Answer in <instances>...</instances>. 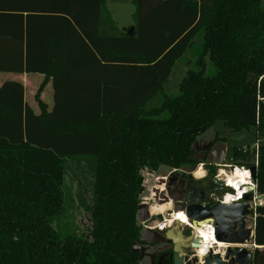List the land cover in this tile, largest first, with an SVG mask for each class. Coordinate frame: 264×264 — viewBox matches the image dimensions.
Masks as SVG:
<instances>
[{"label":"trees","instance_id":"trees-1","mask_svg":"<svg viewBox=\"0 0 264 264\" xmlns=\"http://www.w3.org/2000/svg\"><path fill=\"white\" fill-rule=\"evenodd\" d=\"M133 2L131 37L105 0H0V72L44 74L54 89L50 112L40 100L45 83L39 89L36 115L22 83L0 87V264H142L132 248L144 175L195 170L188 159L219 121L260 143L257 167L250 148L234 147L230 158L255 169L264 196V0ZM58 20L69 34L54 30ZM191 51L195 60L169 95L174 68ZM87 53L109 65L107 79L73 69L75 55ZM79 162L88 170L76 184L90 199L65 191ZM76 205L88 213L86 230L71 219ZM255 214L252 264H264V205Z\"/></svg>","mask_w":264,"mask_h":264},{"label":"water","instance_id":"water-1","mask_svg":"<svg viewBox=\"0 0 264 264\" xmlns=\"http://www.w3.org/2000/svg\"><path fill=\"white\" fill-rule=\"evenodd\" d=\"M134 34V29H129L128 35L132 37ZM194 150L198 152L196 145ZM226 158L225 143L221 141L210 143L188 159L189 162L203 164L207 172L204 179H195L194 172L172 170L152 189L154 204L170 208L165 215L159 216L161 224L168 225L172 218L178 220V214L182 213L197 229L213 226L216 242L223 244L222 247L213 242L207 247L206 255L201 257L199 252L204 244L199 241L202 238L194 237L192 231L189 236H185L182 221H176L166 229H160L159 226L154 229L145 228L138 242L164 246L156 251V255L168 257L170 264H252L253 251L248 250V247L251 241L254 242L255 233L253 229L247 228V221L254 216L251 207L253 199L247 194L243 196L241 202L230 203L222 197L227 193H234V190L226 188L220 179L215 178V174H212L211 180L208 178L210 169L207 167H222ZM251 173L254 178V168L251 169ZM247 190L253 192L255 189L247 187ZM152 220L150 205L140 204L137 214L139 225L142 227ZM139 243L134 244L132 250L140 253L141 261L145 257L153 260L154 258L147 255ZM162 258L159 260L160 263Z\"/></svg>","mask_w":264,"mask_h":264},{"label":"rangeland","instance_id":"rangeland-1","mask_svg":"<svg viewBox=\"0 0 264 264\" xmlns=\"http://www.w3.org/2000/svg\"><path fill=\"white\" fill-rule=\"evenodd\" d=\"M105 2H106V6L108 7L110 13H112V15L117 20L119 19L120 21H122L123 24H125V26L127 27L129 26L128 28L130 29L131 27H133V25H135L134 14L136 12V6L133 0H105ZM197 44L198 42L195 44V46H197ZM195 46L193 49L197 48ZM194 60L195 59L191 51L187 54L184 60H181L180 62L176 64L174 71L168 82V85L166 87V92L169 95H173L177 93L178 85L181 82V79L183 78L186 70L188 69L190 65L189 63L194 62ZM3 77H4V74L0 73V79ZM158 104H159V99L154 100L152 102V106H157ZM217 137L222 139L227 146V158L224 164H227L229 162V159H230V156L232 154L234 147H241V148L250 147V149H252L255 146V142H256V138L252 131L245 130V131H240V132H232L224 126L223 122L219 121L208 132H206L205 134L199 137L198 144L203 143L206 140L214 139ZM200 165L201 163L197 165V167ZM70 168H71V172L68 174V176L65 177V186H64L65 191L70 193L73 197L77 196V194L81 192L84 196L90 199L89 191L87 189L79 188L78 184H76L77 179L75 177V175H77L79 170H83V171L88 170L87 164L85 162H79L76 164L72 163L70 165ZM168 170L170 171V169L162 168V170L160 171L163 172V171H168ZM146 175L147 174H145L144 176L146 177ZM151 186L150 184L149 186L147 185L148 188H147V191H145L147 193L146 194L147 197L151 196V194H149V189ZM75 200H77V197H75ZM146 202L150 204L151 206L150 210H152L154 208L153 204H151L149 200H147ZM259 202H263L264 204V196L260 197ZM141 203L143 202L141 201ZM69 214L71 215V219L74 222L76 228L86 230L85 228H87L88 225L90 224V220H89L88 213L84 211L83 208H79L76 205L73 208H69ZM155 222L156 220L151 222V224H149L148 226L153 228ZM251 223L252 222L250 221V224ZM142 263L148 264L147 260H144V261L142 260Z\"/></svg>","mask_w":264,"mask_h":264},{"label":"crops","instance_id":"crops-1","mask_svg":"<svg viewBox=\"0 0 264 264\" xmlns=\"http://www.w3.org/2000/svg\"><path fill=\"white\" fill-rule=\"evenodd\" d=\"M60 5H61V3H59V6ZM73 5L74 4H72V7H73ZM105 5H106V2H105ZM69 9H70V6H69ZM106 10L110 14L111 19L114 22L115 27L118 30L122 31V30L129 27V26L128 27L125 26V24H123V22L120 21L119 19L117 20L112 15V13H110L107 6H106ZM101 22H102L101 26H100L101 29H103L105 32H107V30L110 29V26L107 23V20L105 18H101ZM54 30L57 31L59 34L65 35L66 33L69 34L70 27L67 25L66 20H58L54 25ZM88 52H90V51H88ZM82 56H83L82 54H79V55L76 54L75 55L76 61L74 62V67H73V69L75 71H83L85 69V70L90 72V74L93 76V78L95 76H98L100 74L102 75L104 73V79L108 78L107 72H109V68H110L109 65H106L103 61H100L101 64H99V62L96 61V59H94V57L90 56V53H87L84 56V58H82ZM103 67H105V68H103ZM0 73L4 74V77L0 79V83H1L0 87L3 83H5L7 81H15V82L22 83V85L24 87L25 102L36 115L41 114V107L39 106V103L36 101L35 96H36L37 92L39 91V89L42 87V85L45 83L44 88L40 94V100L47 106L48 112L52 111V109L54 107V89H53V84H52L53 83L52 78H49V80H46V75H44V74H27V73L16 74V73H7V72H0ZM214 141H215V138L210 139V140H206L204 147L210 143H214ZM223 143H225V142H223ZM196 147H198V141L196 143ZM243 148H246V147H243ZM160 170H162V169H160ZM202 171L203 172L201 175H196L198 171L196 172L195 179L200 180V179H204V177H206V173L204 172L205 169H203ZM170 172H171V170L170 171L169 170L163 171V172L160 171V172H157L154 174L147 173V175L145 177V181H146V183L148 182V184H150V186L152 184L151 187H155L156 183L160 179L166 177ZM146 194L147 193L144 192L141 196V200L143 203H147L146 201L149 200L150 198H152L151 193H150L151 194L150 197H147ZM259 199H260V197H259ZM259 199H258V204L260 206L264 205L263 202H259ZM153 207L154 208L152 210H150V213L152 216H155V217L163 216L170 210L169 207L159 206L156 204H153ZM150 209H151V206H150ZM255 218H256V216L254 215L253 217L248 218V221H247V228H251V229H253V231L255 228ZM250 221L252 222L251 224H250ZM161 222H162L161 220H159V221L156 220V222L154 223V227L159 226L161 224ZM254 244L255 243L253 241H251L250 247H248V250L253 251L254 248H256V245H254Z\"/></svg>","mask_w":264,"mask_h":264},{"label":"built area","instance_id":"built-area-1","mask_svg":"<svg viewBox=\"0 0 264 264\" xmlns=\"http://www.w3.org/2000/svg\"><path fill=\"white\" fill-rule=\"evenodd\" d=\"M259 145L260 143H255V146L251 149V151H255V159L254 161L251 163L252 167H257L258 166V149H259ZM203 164H201L200 166L197 167L196 171H193L194 172V176H195V173L199 170V169H202L203 170ZM205 169V168H204ZM215 178H218L220 179L224 186L226 188H230L233 190L234 186L230 184L229 182V179H228V174H235L237 172V170H239L240 172H242L244 175H245V178H246V182L245 184H242L239 186V189H241V194L240 196H238V191L235 190L234 193H227L224 195V197H222V199L226 200L225 197L226 196H230L231 197V200L229 201L230 203H233V202H241L243 200V196L244 195H253L251 198L253 199V202L251 203V207H252V210L254 211V215L256 216L255 214V210H256V207L257 206H260L258 204V199L259 196L256 192V185L254 183V180H253V177H252V173H251V169L252 168H249V167H244V166H237L233 163L232 159L230 158L229 159V162L227 164H224L222 167H215ZM207 175V172L204 171ZM247 187H253L255 190L253 192H249L247 190ZM235 189V188H234ZM169 221H173V222H176V220H174V218H172V220H169ZM187 224L184 225L183 228H186L187 230H190L192 232H198V229L196 227H194L187 219ZM174 224V223H173ZM172 226V225H171ZM171 226H168L166 224H161L159 225V228L160 229H166V228H169ZM145 228H151L150 226L148 225H144ZM158 227V226H157ZM156 227H153L152 229H154ZM209 228V229H212L213 230V233H214V237H215V231H214V228L213 226L211 227H206V229ZM200 253V252H199ZM206 255V254H205Z\"/></svg>","mask_w":264,"mask_h":264},{"label":"flooded vegetation","instance_id":"flooded-vegetation-1","mask_svg":"<svg viewBox=\"0 0 264 264\" xmlns=\"http://www.w3.org/2000/svg\"><path fill=\"white\" fill-rule=\"evenodd\" d=\"M214 142H216V141H214ZM204 145H205V142H203V143H199L198 144V147H196V149L198 150V152L199 151H202L203 150V148H204ZM197 151L194 153V154H196V153H198ZM159 172V171H158ZM180 172H183V173H191V172H193V171H191V170H188V169H184V170H182V171H180ZM154 173H157V172H154ZM215 173V169L214 168H212V169H210V173H209V179L211 180V176H212V174H214ZM147 185H149L148 184V182L146 183V181H145V190H144V192L145 191H147ZM154 187H150V190H149V194L151 193L152 194V198H150L149 199V201H150V203L151 204H154L155 202H154V199H153V197H154V194L152 193V189H153ZM143 192V193H144ZM142 193V194H143ZM142 196V195H141ZM141 204H143V203H141ZM144 204H149V203H144ZM150 205V204H149ZM152 221L151 222H153V221H155V220H160L161 219V217H155V216H152ZM151 222H149L148 224H146V225H149V224H151ZM142 228V232H141V234H143V231L145 230V227L144 226H142L141 227ZM182 231H183V233H184V235L185 236H189L190 234H191V231L190 230H187L186 228H183L182 227ZM216 241V240H215ZM139 243V242H138ZM137 243V244H138ZM216 243V242H215ZM218 244V243H217ZM139 245H141V246H143L144 247V249H145V253L147 254V255H149V256H152L154 259L152 260L150 257H145L144 259H143V261L144 260H147V263L148 264H170V262H169V260H168V257H166V258H162L163 257V255H156V251L159 249V248H163L164 246H154V245H146V244H140L139 243ZM219 245V247H221L220 246V244H218ZM208 247V246H207ZM200 253H201V256H204L205 255V253H206V250H204V248H202L201 250H200ZM140 254V253H139ZM160 258H162V260H161V263L159 262V260H160ZM141 260V259H140ZM142 262V261H141ZM142 264H144V263H142Z\"/></svg>","mask_w":264,"mask_h":264},{"label":"bare ground","instance_id":"bare-ground-1","mask_svg":"<svg viewBox=\"0 0 264 264\" xmlns=\"http://www.w3.org/2000/svg\"><path fill=\"white\" fill-rule=\"evenodd\" d=\"M202 172H203L202 169H199L197 174L196 173L195 174L196 175H201ZM228 179H229L230 184L233 185L234 188H235V189L233 188V190L234 191L237 190L238 191V196H240L241 189H239V186L242 185V184H245V182H246L245 175L242 172H240L239 170H237V172L235 174H232V173L228 174ZM225 199L227 201H230L231 197L230 196H226ZM176 221H182V223H184V225L188 223L187 222V217L184 214H182V213L178 214V220H176ZM173 223H174L173 221H169L168 222V226L173 225ZM198 232H199V234L197 232H194V237L197 236V237H201L202 238L199 241V242H203V244H204L203 247H201V249L204 248V250H207V246H209L213 242L214 243L216 242L215 241L216 239L214 237V233H213L212 229H209V228L201 229V228H199ZM216 244H217V242H216ZM218 244H220V243H218ZM220 246L222 247L223 244H220ZM201 257H203V256H201Z\"/></svg>","mask_w":264,"mask_h":264}]
</instances>
